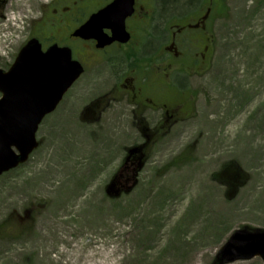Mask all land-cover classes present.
I'll return each instance as SVG.
<instances>
[{"label":"rangeland","instance_id":"rangeland-1","mask_svg":"<svg viewBox=\"0 0 264 264\" xmlns=\"http://www.w3.org/2000/svg\"><path fill=\"white\" fill-rule=\"evenodd\" d=\"M70 1H32L16 24L0 0V69L30 38L49 44L74 30L87 2L72 21L53 19ZM224 6L208 69L175 77L183 95L195 90L194 114L150 144L129 192L111 197L106 186L126 148L145 140L130 108L113 103L100 122L81 118L108 82L79 80L45 117L40 146L0 176V264H53L45 252L53 259L80 241L106 248L95 258L104 264H264L260 255L227 261L226 247L237 231L264 230V0Z\"/></svg>","mask_w":264,"mask_h":264},{"label":"flooded vegetation","instance_id":"flooded-vegetation-1","mask_svg":"<svg viewBox=\"0 0 264 264\" xmlns=\"http://www.w3.org/2000/svg\"><path fill=\"white\" fill-rule=\"evenodd\" d=\"M71 1L70 6L55 7L53 19L55 23L72 21L73 15L75 17L87 2L90 10L75 27L77 29L114 0ZM163 3L164 0H125L123 12L126 13L124 23L128 36L125 42L116 40L98 47L95 38L74 36L75 29L60 37L58 42L47 40L50 44L56 42L72 49L73 57L83 67L76 82H108L104 92L83 106L81 118L100 122L103 112L113 103L126 104L130 108L126 115L145 136L138 144L143 147L145 161L148 147L158 136L194 114L195 90L188 87L183 95L175 77L182 73L200 75L208 69L215 46V28L222 23L225 8L224 0H196L180 8L168 9ZM103 31L108 36L113 33L107 27ZM135 162L132 156L127 165L134 166Z\"/></svg>","mask_w":264,"mask_h":264},{"label":"water","instance_id":"water-1","mask_svg":"<svg viewBox=\"0 0 264 264\" xmlns=\"http://www.w3.org/2000/svg\"><path fill=\"white\" fill-rule=\"evenodd\" d=\"M125 0H114L90 18L73 33L85 39L95 38L98 47L115 40L125 42L123 12ZM132 2L129 3V9ZM130 12H128L129 14ZM111 28L108 36L103 29ZM83 72L82 65L72 58L71 49L53 44L46 51L37 38L30 39L20 50L9 70L0 69V176L25 163L40 145L37 139L39 126L46 115L53 112L65 93ZM135 156L134 166L127 165ZM144 152L140 145L128 149L125 163L106 186L111 197L129 192L136 184V177L144 166ZM237 231L227 243L232 246L227 261L260 255L264 259V230L246 234ZM248 241L246 247L234 245Z\"/></svg>","mask_w":264,"mask_h":264},{"label":"bare ground","instance_id":"bare-ground-1","mask_svg":"<svg viewBox=\"0 0 264 264\" xmlns=\"http://www.w3.org/2000/svg\"><path fill=\"white\" fill-rule=\"evenodd\" d=\"M4 1L5 4H8V9L6 10V13H4V17L5 18L7 17L6 22H13V20L15 19L14 23L17 24L20 21L19 15L25 13V11L28 12V9L31 8L32 1L36 2L39 0L36 1L35 0H4ZM194 2H196V0H194ZM15 15L17 17H15ZM6 29L7 28L4 25L0 26L1 31H4ZM105 250L106 248H102L101 245L99 248H95L90 251H87L84 249V246L80 241V244L72 246V252L63 248L64 253L61 254V252H59L57 255H55V257H53V259L50 257L48 251L45 252L44 255L47 257L48 261L49 262L52 261L53 264H59L60 260L63 257H66L67 253L69 259L68 261L71 260L72 264H104L103 262L96 261L95 258L103 256L105 253L109 252V251L106 252Z\"/></svg>","mask_w":264,"mask_h":264},{"label":"trees","instance_id":"trees-1","mask_svg":"<svg viewBox=\"0 0 264 264\" xmlns=\"http://www.w3.org/2000/svg\"><path fill=\"white\" fill-rule=\"evenodd\" d=\"M194 0H164L163 5L168 9V8H173V7H183L185 3H190Z\"/></svg>","mask_w":264,"mask_h":264}]
</instances>
